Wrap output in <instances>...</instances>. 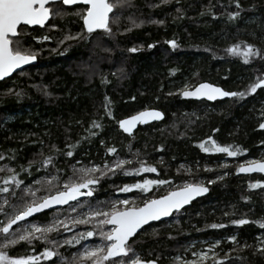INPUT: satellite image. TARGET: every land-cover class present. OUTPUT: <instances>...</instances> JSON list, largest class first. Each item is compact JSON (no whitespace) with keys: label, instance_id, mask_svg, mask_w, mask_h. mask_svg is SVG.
<instances>
[{"label":"trees","instance_id":"trees-1","mask_svg":"<svg viewBox=\"0 0 264 264\" xmlns=\"http://www.w3.org/2000/svg\"><path fill=\"white\" fill-rule=\"evenodd\" d=\"M239 3L237 8L233 0H127L114 9L111 33L97 30L92 34L83 30L77 12L82 6L57 3L53 10L62 13L51 16L44 28L21 26L18 38L36 54V63L0 82V155L4 156L0 178L11 174L5 166L10 167L19 173L24 185L40 188L37 195L42 196L47 185L33 181L56 169L63 170L56 173L62 178L60 186L63 178L72 175L73 166L103 165L117 157L131 161L124 168L139 167L143 161L158 169L155 173L108 174L94 185L92 196L80 200L75 212L67 206L27 222L47 223L54 214L62 220L76 217L90 207L109 208L110 201L122 198L138 197L136 203L140 204L144 198H158L186 181L204 182L209 188L207 196L131 239L135 254L156 264H177V256H189L198 247L209 250L211 243L220 240L209 250L215 257L202 264H217L225 254L227 259L220 264H264V253L258 250L264 227L256 223L264 221V183L249 187L264 182V176L236 172L243 162L264 159V129L259 127L264 122V86L246 96L214 103L180 96L181 88L190 89L201 82L236 92L264 78V0ZM232 11L238 12V17L230 19ZM44 36L50 39H34ZM169 40H175L177 47L169 45ZM240 42L255 45L262 55L244 62L242 55L227 53L229 46ZM133 48L136 50L130 51ZM105 96L113 117L105 112ZM145 108L159 109L163 120L140 126L130 136L123 134L117 121ZM93 120L101 127L90 128ZM208 136L220 145H239L247 151L235 157L205 153L198 142L209 144ZM66 144L75 145L71 157L64 154L69 150ZM108 147L116 152L108 153ZM48 155H53L55 167L41 168L40 162ZM22 166L27 170L21 171ZM142 179L168 183L153 185L147 193L116 191ZM16 192L19 197L21 190ZM0 197L21 204L11 192L0 193ZM4 208L8 213L13 211L8 205ZM236 219L247 222L232 224ZM5 220L0 212V222ZM23 223L18 221L12 227H22ZM213 224L222 227L213 228ZM68 227L71 231L63 228L48 233V242L35 240L29 245L19 241L5 250L12 256H27L48 247L56 255L38 259L36 264H80L78 253L85 246L100 244L101 239L84 237L79 243L65 244L64 240L93 230L95 223ZM229 236L236 240H228ZM2 239L0 233V242ZM53 240L58 246L51 243Z\"/></svg>","mask_w":264,"mask_h":264},{"label":"snow or ice","instance_id":"snow-or-ice-1","mask_svg":"<svg viewBox=\"0 0 264 264\" xmlns=\"http://www.w3.org/2000/svg\"><path fill=\"white\" fill-rule=\"evenodd\" d=\"M63 5H82L77 9L83 23V30L88 34H92L96 30H104L111 33L110 20H114V9L121 3L127 0H0V78L8 76L10 73L21 65L36 59V54L29 48L23 47L22 41L18 38L22 33L21 26H44L45 22L53 15H59L63 10L54 11L53 6L57 3ZM237 8L240 7L239 0H233ZM177 11H180L177 9ZM211 11V9H209ZM113 14V16H110ZM215 16L216 13H213ZM239 13L232 11L228 13L230 19L238 17ZM163 23V21H156ZM55 27V25H53ZM127 30V29H126ZM80 36V33L76 34ZM70 37H65L68 39ZM34 39H50V37H34ZM62 42V41H61ZM173 48L177 47L175 40L167 41ZM243 44V48H241ZM152 47V45H149ZM136 49H130L135 51ZM227 53L232 55H242L244 62H248L250 57L260 56L262 53L255 45L245 42L234 43L226 49ZM264 86V78H258L256 81L250 83L246 90L230 92L215 86L210 83H200L194 89H188L181 92L184 97H206L209 100H214L217 97H243L249 93L256 92L257 88ZM9 92L12 89L8 90ZM110 100L105 96V112L109 117H113L111 108L109 107ZM163 113L157 109L145 108L131 116L117 121L120 129L125 133H132L133 128L137 122L144 123L152 119L162 118ZM101 124L93 120L90 128H99ZM259 127L264 129V122L259 124ZM216 131V129H213ZM90 135H95V132H90ZM206 140L210 142L206 144L204 140L198 142L200 149L205 153H226L228 157H235L241 151L246 152L247 149H241L239 145H220L213 137L208 136ZM79 144V141L76 142ZM103 144L104 141L102 140ZM56 149V145H52ZM69 150L64 153L66 156H73L72 149L75 145L66 144ZM57 151H59L57 149ZM108 153H115L114 147L107 148ZM0 159L4 156L0 155ZM79 163V162H77ZM130 160L117 157L114 161H105L103 165L91 164L90 166H81L76 168L73 166L71 176L65 177L60 186L61 176L56 173L62 172V169H56V172L40 177L33 181L34 184H46L47 190L44 195H37L41 191L40 188H33L32 185H24V181L19 178V173L12 168L7 167V171L11 173L3 178H0V193L11 192L12 197H17L16 189L21 190V195L17 197L21 201L17 205L14 201L7 198L0 197V212H3L6 220L0 222V233L3 234L2 242H0V264H36L38 259H50L55 256L54 250L45 247L42 253L38 255L27 256H12L5 249L9 246L17 244L19 241H26L29 245L33 244L35 240H42L48 242V233L58 231L59 228H64L65 231H71L69 224L75 227L77 224L95 223L93 230L84 233H78L71 239L63 241L65 244L79 243L84 237L99 236L101 243L94 246H85L84 249L78 253L80 264H156L154 260L145 261L135 254L131 247L132 240L130 238L137 234V231L143 225L150 221L160 220L162 217L169 216L173 211H180L181 208L188 204L194 197L201 195L208 191L202 183L184 182L183 186L175 187L165 195L158 198H144L142 203L137 204L136 198L130 199H116L110 201L111 207L89 208L86 213L76 217H66L59 219L57 215L47 223L37 224L29 223L25 218L32 216L34 213H39L44 209L52 208L56 205H69V210L75 212L77 207L81 206L78 200L80 196H92L93 186L99 184V179L108 174L115 175L116 171H122L125 174H138L143 172L155 173L158 169L153 165H147L143 161H139V167L124 168L125 164H130ZM49 166L55 167L53 155L44 156L40 162V167L47 169ZM32 167V162H29L28 168ZM23 166L21 171H26ZM258 170L264 173V161H249L246 164L241 163L236 172H251ZM39 171V169H37ZM98 173L99 175H94ZM228 175V173H224ZM220 179V177H217ZM168 183L163 179H142L135 183L124 184L123 187H117V192H130L133 189L147 193L153 185L160 186ZM212 183V181H209ZM264 183L257 181L250 184V188H256L259 184ZM86 190V191H82ZM30 199H24V197ZM245 200L248 197H244ZM69 201H75V205L69 204ZM4 205H8L13 209L11 213L5 211ZM117 205H120L118 207ZM18 221H24L22 227L13 228ZM245 219L232 220V224H244ZM261 227H264V221H257ZM110 226V227H105ZM213 228L222 227L219 224L211 225ZM230 241H235V236L227 237ZM53 245L58 246V242L51 241ZM220 240H216L214 245H209V250L219 245ZM242 247H247L243 245ZM258 250L264 253V243L258 246ZM229 251H232L230 249ZM194 256L200 259H206L207 252L193 253ZM215 256V252L212 253ZM119 258V259H114ZM227 259L225 256L217 259V264L221 260ZM188 264H198L197 261L188 262Z\"/></svg>","mask_w":264,"mask_h":264},{"label":"water","instance_id":"water-1","mask_svg":"<svg viewBox=\"0 0 264 264\" xmlns=\"http://www.w3.org/2000/svg\"><path fill=\"white\" fill-rule=\"evenodd\" d=\"M59 3V2H58ZM65 7H74V6H82V5H64ZM111 15V14H110ZM51 19V16H50V18L45 22V25L44 26H40V25H33V26H26L25 25V27H28V28H34V27H37V28H44L45 26H46V24L49 22V20ZM97 31V30H96ZM36 63V59L35 60H33V61H30V62H28V63H26V64H24V65H21L19 68H17V69H15L14 71H13V73H10L8 76H6V77H3V78H0V82L1 81H3V80H5V79H7V78H9L10 76H12L13 74H15V73H17V72H19V71H22L23 69H25V68H27L28 66H31V65H33V64H35ZM201 83H209V82H201ZM200 84V83H199ZM210 84H212V83H210ZM198 85V84H197ZM196 85V86H197ZM213 85H215V84H213ZM215 86H218V85H215ZM218 87H220V86H218ZM195 88V86L194 87H192V88H190V89H194ZM220 88H222V87H220ZM189 89V90H190ZM223 89V88H222ZM225 90V89H224ZM225 91H227V90H225ZM182 92V91H181ZM181 92H180V96H181V98L182 99H184V100H190V101H205V102H208V103H214V102H217V101H223V100H229V99H232V98H234V97H217L216 99H214V100H209V99H207L206 97H200V98H196V97H184V96H182L181 95ZM231 92V91H230ZM148 109H154V108H148ZM144 110V109H143ZM157 110H159V109H157ZM142 111V110H141ZM160 111V110H159ZM139 112V111H138ZM137 113V112H136ZM135 114V113H134ZM133 115V114H132ZM131 116V115H130ZM163 118H164V115L162 116V118H160V119H152V120H148L147 122H144V123H139V122H137V124H136V126L133 128V130H132V133H125L122 129H120V127H119V125H118V127H119V129L121 130V132L123 133V134H125V135H128V136H130V135H132L140 126H144V125H146V124H149V123H154V122H158V121H161V120H163ZM264 161V160H263ZM238 173V172H237ZM239 175H242V176H251V175H262V176H264V173H262V172H260V171H258V170H254V171H251V172H240V173H238ZM205 186V185H204ZM205 187H207L208 188V186H205ZM208 193H209V188H208V191L207 192H205V193H202L201 195H199V196H196V197H194L188 204H186V205H184L182 208H181V210L180 211H182L183 209H185V208H187V207H189L194 201H196V200H198V199H200V198H203V197H205V196H207L208 195ZM85 198H87V196H80V197H78V200L80 201V200H82V199H85ZM73 203H75V201H69V204H73ZM67 206H69L68 204H65V205H56V206H53L52 208H49V209H44V210H42L41 212H39V213H34L32 216H30V217H27V218H25L26 219V221H29V220H32V219H34L36 216H38V215H41V214H44V213H48V212H50V211H54V210H57V209H61V208H65V207H67ZM179 212V211H178ZM175 213H177V211H173L169 216H166V217H162L160 220H157V221H150L148 224H146V225H143L142 226V228L141 229H139L138 231H137V234L138 233H140L144 228H146V227H148V226H150V225H152V224H155V223H158V222H161V221H164V220H168V219H170ZM19 222H24V221H19ZM108 227H110V226H108ZM137 234H135L134 235V237L137 235ZM134 237H132V238H130V239H133Z\"/></svg>","mask_w":264,"mask_h":264},{"label":"rangeland","instance_id":"rangeland-1","mask_svg":"<svg viewBox=\"0 0 264 264\" xmlns=\"http://www.w3.org/2000/svg\"><path fill=\"white\" fill-rule=\"evenodd\" d=\"M103 32H105L106 33V31H104V30H102ZM183 90H185V88H181V90L180 91H183ZM264 159H261V160H256V161H263ZM249 161H253V160H248V161H246V162H243V163H247V162H249ZM240 165V164H239ZM198 183H202L203 185H205V183L204 182H198ZM206 186V185H205ZM94 187V186H93ZM152 189V188H151ZM150 189V190H151ZM133 190H135V192L136 193H140L141 191H139V190H136V189H133ZM149 190V191H150ZM82 191H86V190H82ZM142 193H144V192H142ZM133 198H136V201L137 200H139L138 199V197H133ZM122 199H129V198H122ZM132 198H130V200H131ZM118 207H120V205H117ZM84 213H86V212H84ZM83 214V213H82ZM69 226V225H68ZM61 229H63V228H59V230H61ZM258 243H259V245L261 244V243H264V239H260V240H258ZM215 243H211L210 245H214ZM217 247V245H215V247L214 248H212V249H215ZM201 251H203V252H207L208 253V256H207V258L206 259H200L199 257H197V256H194L193 255V253H199V252H201ZM214 251L212 250V251H209V250H205L204 248H202V247H198V248H196L195 250H193L191 253H190V255L189 256H177L176 257V259H175V261H176V263L177 264H188V262H192V261H197L198 262V264H202V263H205V262H207L208 260H211L212 258H214L215 256H213L212 255V253H213ZM79 260H80V258H79ZM107 263V262H106Z\"/></svg>","mask_w":264,"mask_h":264},{"label":"bare ground","instance_id":"bare-ground-1","mask_svg":"<svg viewBox=\"0 0 264 264\" xmlns=\"http://www.w3.org/2000/svg\"><path fill=\"white\" fill-rule=\"evenodd\" d=\"M11 77V76H10ZM40 261V260H39Z\"/></svg>","mask_w":264,"mask_h":264},{"label":"flooded vegetation","instance_id":"flooded-vegetation-1","mask_svg":"<svg viewBox=\"0 0 264 264\" xmlns=\"http://www.w3.org/2000/svg\"><path fill=\"white\" fill-rule=\"evenodd\" d=\"M20 72V71H19ZM18 73V72H17Z\"/></svg>","mask_w":264,"mask_h":264}]
</instances>
